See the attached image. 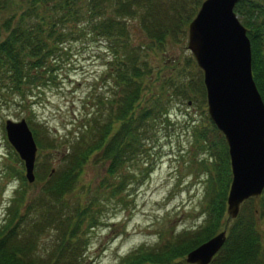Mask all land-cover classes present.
Segmentation results:
<instances>
[{
    "label": "trees",
    "instance_id": "16d2710c",
    "mask_svg": "<svg viewBox=\"0 0 264 264\" xmlns=\"http://www.w3.org/2000/svg\"><path fill=\"white\" fill-rule=\"evenodd\" d=\"M201 1L28 0L16 23L12 22V18H15L12 14L0 22V92L19 91L22 85L40 88L42 84H56L58 56L63 49L61 44L78 32H88L106 40L112 53L110 66L117 87L115 98H94L73 129L70 139L50 136L42 142L36 136V130L32 129L40 147L59 148L60 159L57 167L48 169L50 177L42 187L43 195L48 200L40 199L41 208L34 215L31 203L25 206L21 214L18 208H12L10 215L0 225V264H83L82 250L69 246L67 251V242H75L79 237L77 228L84 217H87L88 225L95 222L93 211L96 210L94 203H98V193L95 192L96 195L83 207L77 206L76 214L72 217L65 214L59 218L52 200H56L62 208L69 206L64 197L74 188L83 165L91 155H96L95 159L104 167V179L111 181L118 172V181L109 184L110 195L135 188L129 181L134 177L129 172V165H132L130 160L147 149L144 141L153 134H149V131L157 119L167 117L171 94L167 90L171 86H180L171 83L174 78L166 76L159 90L145 96V73L152 70L146 50L154 46L162 47L169 38L184 34ZM8 3L9 0H0V12L7 8ZM234 10L247 28L252 50L253 78L264 101V55L261 52L264 0H237ZM27 19L31 21L27 22ZM1 30L6 31L4 36ZM140 32L144 39L135 41L134 36L140 35ZM52 58L54 62H51ZM190 60L188 57L186 63ZM183 95L189 97L185 91ZM115 122L118 124L113 128ZM196 132L198 136L207 138L205 127ZM210 148L217 176L213 175L211 168L207 180L208 199L217 187L216 182L219 185L221 181L227 187L231 181L228 176L231 167L227 145L224 142V147L222 144L216 151L212 150L213 146ZM205 166L208 169V165ZM150 168L151 161L139 168L140 175H147ZM19 178L24 179L22 176ZM225 186L220 192L215 191L208 204L205 224L213 227L211 235L219 226L217 219L224 213L228 190ZM217 196L221 207L215 209L212 203ZM248 198H257L258 205H252L249 218L237 217L232 222L224 244L209 264H264V225L260 229L257 223L260 219L264 221V190L260 195ZM20 201L23 202V196ZM58 223L61 226L67 224L65 229L69 227V230L65 235V230L61 232L57 227L59 244L52 250V256L39 248L38 239L47 225L58 226ZM182 233V236L174 239V244L137 246L122 255L119 264H187L183 254L211 235L201 241L202 235L196 231ZM65 240L66 243L63 242Z\"/></svg>",
    "mask_w": 264,
    "mask_h": 264
},
{
    "label": "rangeland",
    "instance_id": "374dc122",
    "mask_svg": "<svg viewBox=\"0 0 264 264\" xmlns=\"http://www.w3.org/2000/svg\"><path fill=\"white\" fill-rule=\"evenodd\" d=\"M27 3L28 0H9L7 8L0 12V22L12 14L15 15L12 22L16 23ZM239 19L242 22V18ZM26 21L30 22L31 19ZM187 29L188 25L184 34L169 38L162 47L154 46L146 50L152 70L145 73V96L159 90L166 76L174 78L171 83L180 86H171L169 90L163 87L171 93L167 117L157 119L149 131V134H153L144 141L147 149L130 160L132 165H129V172L134 177L129 181H132L135 188L110 195L109 184L118 181V172L113 175V180L104 179V167L95 159L96 155H91L83 165L74 188L64 197L69 206L62 208L56 200H52L59 218L65 214L72 217L76 214L77 206L83 207L85 202L96 195L95 192L98 193V203H94L96 210L93 211L95 222L88 225V219L84 217L77 228L79 237L75 242H67V251L69 246L82 250L83 264H119L120 257L137 246L174 244V239L182 236L185 231L200 233L202 241L214 230L205 224L208 204L213 198L211 196L220 192L225 184L220 181L218 185L216 182L217 187L208 199L206 192L210 169H213V173L216 171L210 147L213 146L212 150L216 151L222 144L224 147V142L227 145V142L223 132L214 126V122L211 123L203 73L188 48ZM5 33V30H1L2 36ZM262 33L261 52L264 55V30ZM141 39H144L141 32L134 36L135 41ZM61 46L63 49L58 56L56 84H42L40 88L22 85L19 91L0 92V225L10 215L12 208H18L21 214L25 206L31 203L33 215L41 208L40 199H47L42 187L50 177L48 169L57 167L60 159L59 148L40 147L36 140L35 178L29 181L25 175L23 159L7 139L5 120L24 117L42 142L50 136L70 139L73 129L94 98L100 100L116 97V81L110 66L112 53L106 40L88 32H78L66 38ZM188 57L191 60L187 64ZM53 58L51 62H54ZM183 91L189 97L184 96ZM117 124L115 122L113 128ZM203 127L207 129V138L197 135V129ZM149 161L151 171L147 175H140L139 168L146 166ZM213 175L217 176V172ZM21 176L24 183H20ZM228 176L232 177L231 170ZM229 185L225 187L229 189ZM19 191H22L21 195ZM22 196L23 202L20 201ZM253 204L258 205L257 198L244 199L238 214L229 217L225 201L224 213L217 219L219 226L213 234L226 228L227 238L232 222L237 217L249 218ZM212 206L215 209L221 207L218 196ZM257 223L262 229L264 221L260 219ZM57 225H47L38 239L39 248L49 255L53 254L52 250L59 244L57 229L61 232L65 230L63 233L68 234L69 227L65 229L67 224ZM189 250L183 254V258L187 264H196L185 259ZM217 253L219 249L213 257Z\"/></svg>",
    "mask_w": 264,
    "mask_h": 264
},
{
    "label": "water",
    "instance_id": "95a60500",
    "mask_svg": "<svg viewBox=\"0 0 264 264\" xmlns=\"http://www.w3.org/2000/svg\"><path fill=\"white\" fill-rule=\"evenodd\" d=\"M237 0H202L188 23L187 45L203 73L207 110L228 145L231 181L226 211L235 217L241 202L264 189V101L252 73L246 26L234 10ZM8 141L34 180L37 143L27 120L7 118ZM226 240V228L186 253V261L208 264Z\"/></svg>",
    "mask_w": 264,
    "mask_h": 264
}]
</instances>
